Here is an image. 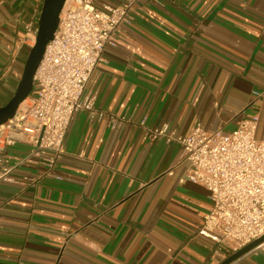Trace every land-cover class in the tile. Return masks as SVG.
<instances>
[{
  "label": "crops",
  "instance_id": "obj_1",
  "mask_svg": "<svg viewBox=\"0 0 264 264\" xmlns=\"http://www.w3.org/2000/svg\"><path fill=\"white\" fill-rule=\"evenodd\" d=\"M41 4L0 0V106L21 77ZM131 16L86 84L101 116L74 114L52 166L26 161V142L6 148L15 167L0 180V264H219L229 255L200 232L211 203L204 187L179 182L180 144L148 131L185 135L199 122L229 132L253 116L264 135V0H138ZM229 264H264V253Z\"/></svg>",
  "mask_w": 264,
  "mask_h": 264
},
{
  "label": "built area",
  "instance_id": "obj_2",
  "mask_svg": "<svg viewBox=\"0 0 264 264\" xmlns=\"http://www.w3.org/2000/svg\"><path fill=\"white\" fill-rule=\"evenodd\" d=\"M137 3L124 0L98 7L93 0H65L30 95L0 124V180H9L15 167L4 156L7 147L26 142L31 145L26 161L52 166L64 152L74 114L85 110L90 117L101 116L96 95L86 84L105 46L112 44L113 33L131 22ZM115 123L111 118L110 126ZM256 128L252 116L229 132L207 130L199 122L185 135L167 134L166 125L148 131L150 139L164 136L180 144L178 161L185 169L179 182L186 179L204 187L211 203L200 232L220 242L228 254L264 235V135L256 137ZM250 251L264 253V240Z\"/></svg>",
  "mask_w": 264,
  "mask_h": 264
},
{
  "label": "water",
  "instance_id": "obj_3",
  "mask_svg": "<svg viewBox=\"0 0 264 264\" xmlns=\"http://www.w3.org/2000/svg\"><path fill=\"white\" fill-rule=\"evenodd\" d=\"M65 0H42L40 12L37 19V28L34 43L29 48L21 77L16 89L9 100L0 106V124L13 117L20 103L27 98L33 89V77L36 68L42 58L44 48L52 39L58 16ZM264 240V235L241 247L236 252L229 254L219 264H229L233 260L242 256Z\"/></svg>",
  "mask_w": 264,
  "mask_h": 264
}]
</instances>
